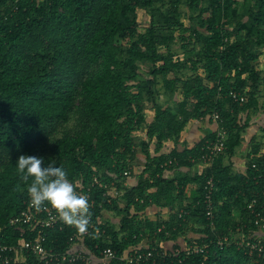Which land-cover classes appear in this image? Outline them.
Returning <instances> with one entry per match:
<instances>
[{
	"label": "trees",
	"instance_id": "obj_1",
	"mask_svg": "<svg viewBox=\"0 0 264 264\" xmlns=\"http://www.w3.org/2000/svg\"><path fill=\"white\" fill-rule=\"evenodd\" d=\"M261 55L264 0H0V244L18 246L39 233L8 225L30 198L31 179L20 180L17 159L35 155L63 166L93 201L83 235L92 255L109 248L120 258L111 264H127L122 257L132 248L174 241L204 247L155 264H264V254L236 239L242 233L264 243L247 208L254 200L264 217V125L248 144L245 171L229 164L263 109ZM214 113L226 131L223 152L200 174L164 178L199 161L214 132L193 143L181 135ZM166 144L172 149L164 154ZM138 158L144 168L129 186L124 173L131 176ZM94 179L122 195L108 202ZM208 179L216 187L213 228L202 203ZM189 184L197 194L186 200ZM150 208L168 210V220L144 216ZM42 233L45 248L62 253L79 232L62 224ZM224 237L230 243L220 250ZM23 254L21 264H43Z\"/></svg>",
	"mask_w": 264,
	"mask_h": 264
},
{
	"label": "built area",
	"instance_id": "obj_2",
	"mask_svg": "<svg viewBox=\"0 0 264 264\" xmlns=\"http://www.w3.org/2000/svg\"><path fill=\"white\" fill-rule=\"evenodd\" d=\"M230 96L234 100H243V97L235 93H230ZM211 119L216 126L214 131V139L206 141L203 144L202 154L199 158V161L197 163L194 162V164L202 165L203 169L210 167L215 158L223 152L226 140V131L217 124V121L219 120L217 113H214L211 116ZM191 161L193 162V160ZM124 176L128 181L130 173L125 172ZM126 184L127 182L124 185ZM92 185H97L105 189L103 196L107 198L108 202L111 198H118L122 195V193L116 190L113 186H102V184L96 179H94ZM75 190L78 192V194L84 195L82 192L83 188L79 184L75 185ZM215 190L216 187L213 180H206L203 185L202 203L205 218L210 221L211 228H213V194ZM88 191L89 190L87 189V192ZM85 195L88 196V194ZM89 203L90 205L93 204V201H91L90 198ZM254 204L255 201L252 200L247 205V208L252 214H254V224L258 226L260 231H263L264 217L260 213L254 212ZM62 224L64 223L60 220L57 212L50 205H45L43 211L36 212L32 207L29 198L25 204V208L17 216L10 218L8 225L11 227L27 226L28 229L31 230L29 231L30 233H32L33 230L37 228L39 229V233L36 237L30 239L29 241L22 242L18 246L0 244V264H21L24 260L23 252L25 251L31 252L38 259L43 261V264H111V262L120 259L118 258L116 252L109 248L100 250L98 255H92L88 253L83 242V235H86L87 233H78L77 236L70 238V248L62 253L53 252L51 249H46L44 246L46 241V233H42V231L61 228ZM236 239L239 240L237 243L238 246L245 248L249 253L256 252L258 254H264V243L260 244L258 242H253L251 238L243 236L242 233H240ZM229 243L230 238L224 237L221 240H218L216 245L221 250ZM203 247V245H185L182 243L180 247L171 248H162L160 246L158 248H145L143 250L140 248H132L129 251H126L122 258L127 264H155L158 259L164 260L171 257H177L182 253H184L186 256L199 254L202 252Z\"/></svg>",
	"mask_w": 264,
	"mask_h": 264
},
{
	"label": "clouds",
	"instance_id": "obj_3",
	"mask_svg": "<svg viewBox=\"0 0 264 264\" xmlns=\"http://www.w3.org/2000/svg\"><path fill=\"white\" fill-rule=\"evenodd\" d=\"M16 168L21 181L28 183L31 179L27 192L36 212L48 204L65 225L87 233L91 221L89 198L78 194L63 166H56L55 160L45 166L42 157L20 155Z\"/></svg>",
	"mask_w": 264,
	"mask_h": 264
},
{
	"label": "crops",
	"instance_id": "obj_4",
	"mask_svg": "<svg viewBox=\"0 0 264 264\" xmlns=\"http://www.w3.org/2000/svg\"><path fill=\"white\" fill-rule=\"evenodd\" d=\"M215 129H216V126L213 122L205 121V122H200V123H190L187 125L185 130L182 132L180 142L181 143L198 142L204 137L213 133ZM246 133H247V130H246ZM245 134L243 135L241 139L242 145L240 149L239 150L237 149L236 151L237 155L232 157L231 160L229 161V164H231V167H232V172L242 173L245 171V159H243V157H244V154H246V150L248 151V144L251 138L254 136V134L253 135H247V134L245 135ZM171 149H172V145L166 144L161 149V151L164 154H167L171 151ZM143 163H144V160L142 158L135 159L133 169L131 170V176L128 179L129 186H134L136 184L137 178L144 168ZM226 163L228 162L226 161ZM202 170H203L202 165L194 164L190 168H179V169H174V170H166L164 172V178H171L177 175H187V176L193 177L197 174H200ZM196 190H197V186L195 184H189L185 189L184 198L186 200H191L195 198L197 194ZM155 214L159 215V217L164 221L168 220V217H169L168 210L160 211L154 208L153 209L150 208L145 211L144 216L150 218L154 216ZM179 241H181V239L177 240V242ZM174 244H175L174 241H168L166 243H161L159 246L162 248H171ZM142 246L146 247L145 241L142 243Z\"/></svg>",
	"mask_w": 264,
	"mask_h": 264
},
{
	"label": "rangeland",
	"instance_id": "obj_5",
	"mask_svg": "<svg viewBox=\"0 0 264 264\" xmlns=\"http://www.w3.org/2000/svg\"><path fill=\"white\" fill-rule=\"evenodd\" d=\"M257 53H261V50H257ZM264 63V56L261 55L258 61V67L262 68ZM162 102H164V98L161 99ZM263 102V99H261V103ZM264 125V105L263 109L259 112H257L252 120L251 126L247 129V135H253L259 132V128ZM245 134V135H246ZM144 165V163H143ZM104 218L109 219L113 223L118 222L117 216L113 215L112 213H104Z\"/></svg>",
	"mask_w": 264,
	"mask_h": 264
}]
</instances>
